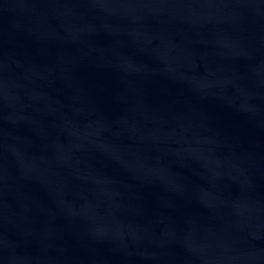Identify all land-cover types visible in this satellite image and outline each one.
I'll return each instance as SVG.
<instances>
[{
	"label": "water",
	"instance_id": "1",
	"mask_svg": "<svg viewBox=\"0 0 264 264\" xmlns=\"http://www.w3.org/2000/svg\"><path fill=\"white\" fill-rule=\"evenodd\" d=\"M0 264H264V0H0Z\"/></svg>",
	"mask_w": 264,
	"mask_h": 264
}]
</instances>
